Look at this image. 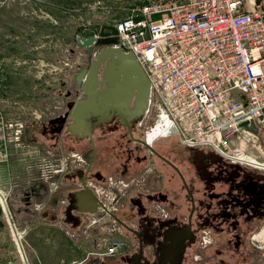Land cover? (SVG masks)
<instances>
[{
  "label": "flooded vegetation",
  "instance_id": "flooded-vegetation-1",
  "mask_svg": "<svg viewBox=\"0 0 264 264\" xmlns=\"http://www.w3.org/2000/svg\"><path fill=\"white\" fill-rule=\"evenodd\" d=\"M91 56L75 76L90 67ZM75 83V103L84 101L82 83ZM149 106L139 118L125 107L122 115L108 108L101 117L94 107L84 121L90 136L69 128L73 106L64 114L59 106V114L41 121L49 123L50 144L65 127L82 148L56 142L59 148L50 146L44 158L51 211L59 212L46 219L47 248L59 233L62 245L81 256L71 264H185L188 249L207 239L212 246L216 236H229L227 244L240 250L246 233L264 221V173L184 144L171 124L161 127L147 118ZM107 147L111 154L100 166Z\"/></svg>",
  "mask_w": 264,
  "mask_h": 264
},
{
  "label": "rangeland",
  "instance_id": "rangeland-1",
  "mask_svg": "<svg viewBox=\"0 0 264 264\" xmlns=\"http://www.w3.org/2000/svg\"><path fill=\"white\" fill-rule=\"evenodd\" d=\"M148 1L164 5L183 0H0V189L30 264H71L81 257L62 245L65 242L59 233L51 240L50 250L47 248L45 222L59 212L51 211L54 202L48 200L43 170L50 146L82 148L63 126V137L50 144L54 137L49 136V123L41 124L73 106L79 93L75 74L100 49L97 43L89 52L76 38L99 36L102 26H114ZM154 99L152 95L147 118L157 122L159 110ZM69 118L68 112L70 123ZM242 151L264 164V132H249ZM109 153L108 147L101 150L100 166ZM85 157L88 160L90 155ZM180 163L182 168L187 166L182 158ZM256 169L264 173V167ZM226 236H216L212 246L206 245L207 239L200 247L188 249L185 264H264V221L246 233L240 250L229 246ZM0 264H24L1 202Z\"/></svg>",
  "mask_w": 264,
  "mask_h": 264
},
{
  "label": "built area",
  "instance_id": "built-area-1",
  "mask_svg": "<svg viewBox=\"0 0 264 264\" xmlns=\"http://www.w3.org/2000/svg\"><path fill=\"white\" fill-rule=\"evenodd\" d=\"M114 26L112 45L130 51L152 82L157 126L171 124L190 147L264 167L242 151L249 132H264L263 1H148Z\"/></svg>",
  "mask_w": 264,
  "mask_h": 264
},
{
  "label": "water",
  "instance_id": "water-1",
  "mask_svg": "<svg viewBox=\"0 0 264 264\" xmlns=\"http://www.w3.org/2000/svg\"><path fill=\"white\" fill-rule=\"evenodd\" d=\"M116 33L115 26H102L98 39V42L102 45L100 51L95 54L90 67L82 70L75 76L76 81L82 83V89L86 93L87 98L84 101L73 104L69 128L74 134L80 133V136H90L89 130H91V127L84 121L90 116V111L94 107L101 108L98 111L101 117L105 116V110L108 108L122 115L123 112L119 111L122 107H125L128 114L139 118L149 105L151 94L150 81L130 51H123L112 45L116 41ZM95 39V36L92 35L77 37L76 42L87 48L89 52H92ZM101 64H104L101 75L102 81L98 79V71ZM101 84H103L102 90L99 89ZM82 193L85 195L86 192ZM0 202L11 230L17 239L22 261L24 264H29L16 226L12 220L7 200L1 192ZM89 211H94V209H89ZM181 242L182 240L180 239Z\"/></svg>",
  "mask_w": 264,
  "mask_h": 264
},
{
  "label": "bare ground",
  "instance_id": "bare-ground-1",
  "mask_svg": "<svg viewBox=\"0 0 264 264\" xmlns=\"http://www.w3.org/2000/svg\"><path fill=\"white\" fill-rule=\"evenodd\" d=\"M95 38H96V39H95V42L93 43V46H94L95 44L99 43V42H98V39H99V38H98V37H95ZM101 46H102V45H101ZM101 46H100V49H101ZM100 49H99L98 51H100ZM101 68H103V65L101 66ZM143 70H144L146 76L148 77L149 81L151 82V80H150V78H149V76H148V74L146 73V71H145L144 68H143ZM99 73H100V69H99ZM151 85H152V82H151ZM152 92H153V90H152ZM152 92H151V95H150V98H149V104H150V106L148 105V106H149V110H150L151 103H152V102H151V98H152V94H153ZM83 96H84V95H83ZM74 103H75V102H74ZM69 135H70L71 138H74V136L71 135L70 133H69ZM69 135H68V136H69ZM202 150L206 151L205 149H202ZM208 152H213V151L208 149ZM213 153L216 154L215 152H213ZM216 155H217V154H216ZM249 160H254V159H252V158L249 157ZM0 192L4 195V197H6L5 193H4L1 189H0ZM9 210H10V209H9ZM10 212H11V211H10ZM18 233H19V232H18ZM19 234H20V233H19ZM20 236H21V235H20ZM24 250H25V249H24ZM25 254H26V256H27V253H26V252H25ZM27 259H28V257H27ZM28 261H29V260H28ZM29 264H30V263H29Z\"/></svg>",
  "mask_w": 264,
  "mask_h": 264
}]
</instances>
